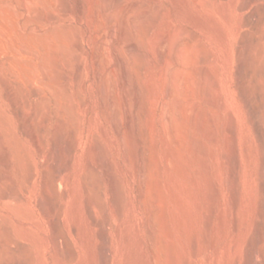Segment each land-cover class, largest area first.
<instances>
[{"label": "rangeland", "instance_id": "rangeland-1", "mask_svg": "<svg viewBox=\"0 0 264 264\" xmlns=\"http://www.w3.org/2000/svg\"><path fill=\"white\" fill-rule=\"evenodd\" d=\"M28 1L0 0V264H264V0H112L105 13L98 0ZM144 23L153 126L136 130L131 163L105 120L106 148L122 180L119 217L106 160L87 170L86 92L75 82L73 41L87 42L93 30L95 46L104 31L136 33ZM92 91L95 99V85ZM146 160L157 168L153 183L160 173L159 200L151 184L150 198L139 192Z\"/></svg>", "mask_w": 264, "mask_h": 264}, {"label": "bare ground", "instance_id": "bare-ground-1", "mask_svg": "<svg viewBox=\"0 0 264 264\" xmlns=\"http://www.w3.org/2000/svg\"><path fill=\"white\" fill-rule=\"evenodd\" d=\"M31 1V0H29ZM28 1V2H29ZM39 1V0H38ZM215 1V0H214ZM26 2V1H25ZM33 2V0H32ZM32 2H30L32 4ZM111 2H113L112 0H98L97 2V8L98 11H103L104 13L107 11L109 5L111 4ZM206 2V1H205ZM245 2V1H244ZM34 3V2H33ZM91 3V1L89 2V4ZM25 4V3H24ZM36 4V3H35ZM42 4V3H41ZM208 4V3H206ZM44 5V4H43ZM209 5V4H208ZM23 6V5H22ZM29 4H27L25 6L26 11L29 12V8L28 7ZM36 6V5H35ZM46 7V6H45ZM24 8V7H23ZM29 8V9H28ZM35 8V7H34ZM33 8V9H34ZM62 8V7H61ZM32 9V10H33ZM47 9V8H46ZM64 8H62L63 10ZM24 10V9H23ZM36 10V11H35ZM34 12H37L38 8L35 9ZM67 11V10H66ZM82 11V5H80V12ZM91 10H89L90 12ZM39 12V11H38ZM37 12V13H38ZM41 12H39L40 14ZM49 13V12H48ZM91 13V12H90ZM87 12V23L89 26V29L91 28L92 22H93V15L92 13L90 14ZM28 14L26 15V13L24 15H26L28 17ZM31 14V12H30ZM33 17L36 18L35 13H32ZM38 14V15H39ZM52 14V13H51ZM50 14V15H51ZM49 15V14H47ZM64 17H66V13L63 14ZM92 15V16H91ZM31 16V17H32ZM42 16V15H41ZM53 16V14H52ZM55 16V15H54ZM30 17V18H31ZM32 17V18H33ZM59 17V16H58ZM63 17V16H62ZM62 17H60L62 19ZM31 18V19H32ZM34 18V19H35ZM29 19V17H28ZM40 19V17L37 16V20ZM59 19V18H58ZM66 19V18H65ZM68 19V17H67ZM33 20V19H32ZM36 19L33 20L35 22H39V20L37 21ZM47 21H50L49 16L46 17ZM31 21V20H30ZM42 20L40 19V24L46 22L45 19L43 20L44 22H41ZM49 23V22H48ZM39 24V25H40ZM127 24V22H125V25ZM36 25V24H35ZM101 24H98V27L96 28V30L98 28H100ZM37 27V25L35 26ZM33 29H36V28ZM38 29V27H37ZM32 30V29H31ZM150 29L148 28L147 23L141 24L138 29L136 30V33L133 32L132 29H124L122 31V33L120 35H117V33H109L108 31H104L102 34L96 35L94 36V40H95V46L92 45V37H93V30L89 31V36H88V41L84 42L81 40H74V46H75V53L73 52V56H76V71H75V82L76 85L85 90L86 94H84L82 91L79 92V94H82V99L80 97V95H78L80 97V100L82 102V108H84L85 110V114H86V123L87 126L86 131H87V139L89 142V159L87 162V170H90V172H95V171H99V169L101 168V164H102V160H106V162L108 163L110 170H111V177H112V183H113V187H114V197H113V201H114V205L116 203L117 207H118V215L119 217L121 216V212H122V199L120 197V181L122 182V180H120L119 178V174L118 171H116V168L113 165V159H111V155L110 152L107 150L106 145H107V140H108V132H107V128H106V124H105V120H109L111 122V124L114 127V131L116 132V134L121 137L123 139V143L124 146L126 147L127 150V155L126 157L129 159L130 163L133 161L132 158H134L137 154V147L135 145V141H136V130L138 131L139 135H143L144 133L147 132V130L152 127H149V120L150 117L152 118V114L150 115V109H151V99L149 97L150 94V87L154 84L150 83L151 82V72H150V67H148V60H147V55L145 54L146 52H144L143 50H141V46L143 47L145 44H147L149 42V31ZM36 31V30H35ZM34 31V32H35ZM48 31V30H47ZM52 31V30H51ZM99 31V30H98ZM39 32V31H38ZM50 32V30L48 31ZM54 32V31H53ZM191 32V31H190ZM189 32V33H190ZM37 33V32H35ZM40 33V32H39ZM43 34V32H41ZM192 33V32H191ZM38 34V33H37ZM41 34V35H42ZM40 35V34H39ZM46 35V34H45ZM178 35V34H177ZM180 35V34H179ZM183 35V34H182ZM193 35V34H192ZM38 36V35H37ZM44 36V34L42 35ZM41 36V37H42ZM108 36H110V38H107ZM194 36V35H193ZM40 37V36H39ZM47 37V35H46ZM45 37V38H46ZM106 37V38H105ZM174 37H179L181 38V36H174ZM174 39V38H173ZM186 39V38H185ZM37 40V39H36ZM40 40V39H39ZM93 40V41H94ZM54 41V40H53ZM243 41V40H242ZM38 42V41H37ZM45 42V40H44ZM50 42V41H49ZM55 42V41H54ZM40 43V42H39ZM61 43V42H60ZM194 43V42H193ZM54 44V43H53ZM59 44V43H58ZM63 44V43H62ZM201 44V43H200ZM150 45V44H149ZM165 45V44H164ZM198 44H196L197 46ZM50 46V45H49ZM62 48V45H60ZM112 46V48H111ZM151 46V45H150ZM153 46V45H152ZM151 46V48H152ZM201 46V45H200ZM42 47V46H41ZM56 47V46H55ZM53 48V47H52ZM57 48V47H56ZM66 48V47H64ZM190 48V47H189ZM200 48V47H199ZM204 48V47H203ZM240 48V47H239ZM43 49V48H42ZM52 50V49H51ZM186 50V49H185ZM43 51V50H42ZM54 51V50H53ZM65 51V50H64ZM67 51V50H66ZM65 51V52H66ZM69 51V50H68ZM73 51V50H72ZM195 51V49H194ZM198 51V50H197ZM203 51V50H202ZM38 52V51H37ZM50 52V51H49ZM152 52V49H151ZM192 52V51H191ZM240 52V51H239ZM47 53V52H45ZM63 53V52H62ZM61 53V54H62ZM72 53V52H71ZM154 53V52H153ZM186 53V52H184ZM198 53V52H197ZM196 53V54H197ZM44 54V52H43ZM52 54V53H51ZM50 54V55H51ZM189 53H186V55ZM199 54V53H198ZM210 54V53H209ZM156 55V54H155ZM64 56H66V53L64 54ZM71 57V54L69 55ZM72 56V57H73ZM190 56V55H189ZM188 56V57H189ZM197 56V55H196ZM206 56V55H205ZM215 56V55H214ZM68 56H66L67 58ZM185 57V56H184ZM225 57V56H224ZM223 57V59H224ZM245 57V56H244ZM75 57H73L72 59H74ZM230 59V57H227L226 55V59ZM240 58V57H239ZM1 59V58H0ZM68 59V58H67ZM207 59V58H206ZM209 59V58H208ZM212 59V58H211ZM210 59V62H211ZM222 59V60H223ZM225 59V60H226ZM188 60V59H186ZM197 60V59H196ZM240 60V59H239ZM245 60V59H244ZM63 61H65L63 59ZM69 61V59H68ZM71 61V62H70ZM70 63H72V60L70 59ZM243 61V60H242ZM46 62V61H45ZM74 62V61H73ZM214 62V61H212ZM228 60H226V66H228L227 63ZM68 63V62H67ZM65 64V63H64ZM69 64V63H68ZM67 64V65H68ZM223 65L225 63H222ZM229 64H230V60H229ZM50 65V64H49ZM66 65V64H65ZM72 65V64H69ZM168 65V64H167ZM186 65V64H185ZM51 66V65H50ZM150 66V65H149ZM225 66V68H226ZM240 66V65H239ZM68 67V66H67ZM73 67V66H72ZM75 67V66H74ZM70 69V67H68ZM214 68V67H213ZM216 68V67H215ZM214 68V69H215ZM228 68V67H227ZM72 69V68H71ZM75 69V68H74ZM150 69V70H149ZM161 70V69H160ZM169 70V69H168ZM185 70V69H184ZM187 70V69H186ZM218 72V69H215ZM73 71V70H72ZM182 71V70H181ZM197 71V70H196ZM5 72V71H4ZM168 72V71H167ZM191 72V71H190ZM199 72V70H198ZM215 72V73H217ZM73 73V72H72ZM189 73V72H188ZM184 74V71H183ZM188 75V74H187ZM213 75H214V71H213ZM216 75V74H215ZM154 76V75H153ZM152 76V77H153ZM161 76V75H160ZM167 76V75H166ZM65 77V76H64ZM155 77V76H154ZM153 77V79H154ZM196 77V76H195ZM198 77V75H197ZM202 77V76H201ZM213 77V76H212ZM217 77V76H216ZM214 77V78H216ZM160 78V77H159ZM218 78V77H217ZM57 79V78H56ZM193 79V78H191ZM206 79V78H205ZM208 79V78H207ZM211 79V78H210ZM209 80V79H208ZM215 80V83L216 79ZM13 81V80H12ZM213 81V80H212ZM219 81V80H218ZM153 82V81H152ZM20 83V82H19ZM46 83V82H45ZM201 83V82H200ZM4 84V83H3ZM48 84V83H47ZM150 84H152L150 86ZM167 84V81H166ZM194 84V83H193ZM212 84V83H211ZM53 85V84H52ZM96 86V96L95 99L93 98V86ZM197 85V84H196ZM201 85V84H200ZM16 87V86H15ZM49 87V86H48ZM59 88V86H57ZM63 87V86H61ZM204 87V86H203ZM216 89L219 90L217 84H216ZM152 88V87H151ZM37 90V89H36ZM62 90V89H61ZM167 90V89H166ZM17 91V90H16ZM155 91V90H154ZM195 92V90H193ZM38 92V91H36ZM55 92V91H54ZM58 92V91H57ZM60 92V91H59ZM165 92V91H164ZM33 93V92H32ZM56 93V92H55ZM24 94V93H23ZM65 94V93H64ZM157 94V93H154ZM205 94V93H204ZM153 95V94H152ZM207 95V94H206ZM159 96V94H158ZM79 97H77L79 99ZM34 98V97H33ZM205 98V96H204ZM208 98V96H207ZM155 99V98H154ZM220 99V98H219ZM19 100V99H18ZM207 100V99H206ZM221 105L224 109L225 105L224 102H222V97H221ZM169 101V100H167ZM216 101V100H215ZM166 102V101H165ZM163 102V103H165ZM208 102V101H207ZM226 102V101H225ZM39 103V102H38ZM41 103V102H40ZM168 103V102H167ZM27 104V103H26ZM166 104V103H165ZM227 104V103H226ZM43 105V104H42ZM66 105V104H65ZM153 105V104H152ZM192 105V104H191ZM166 106V105H165ZM164 106V107H165ZM193 106V105H192ZM67 108V107H66ZM190 108V107H189ZM192 108V107H191ZM199 108V107H198ZM204 108V107H202ZM226 108V107H225ZM153 109V107H152ZM162 109H164L162 107ZM166 109V108H165ZM222 109V108H221ZM167 110V109H166ZM201 110V108H200ZM206 110V109H205ZM225 110V109H224ZM227 110V108H226ZM225 110V111H226ZM37 111V110H36ZM72 112L74 110H71ZM152 111V110H151ZM194 111V110H193ZM35 112V111H34ZM39 112V111H38ZM75 112V111H74ZM73 112V113H74ZM153 112V111H152ZM165 111H163L164 113ZM199 112V111H198ZM71 112H69L70 114ZM188 113V112H187ZM154 114V113H153ZM40 115V114H39ZM155 115V114H154ZM166 115V112L164 114ZM164 115L162 117H164ZM233 116V115H232ZM230 115V120H232V117ZM187 117V116H186ZM207 117V116H206ZM9 118V117H8ZM21 118V117H20ZM38 118V117H36ZM77 118V116L75 117ZM165 118V117H164ZM190 118V116H189ZM194 118V117H193ZM11 119V118H10ZM209 119V118H208ZM39 120V118H38ZM77 120V119H76ZM75 121L78 122V121ZM152 120V119H151ZM167 120V119H166ZM169 120V119H168ZM167 120V121H168ZM210 120V119H209ZM236 120V118L234 119ZM27 121V120H26ZM37 121V120H36ZM24 122V121H23ZM32 122V121H31ZM152 122V121H151ZM154 122V121H153ZM211 122V121H210ZM233 120L231 121L230 126L232 125ZM136 123L138 124V129H136ZM155 124V123H154ZM163 124V123H162ZM169 124V123H168ZM192 124V123H191ZM194 124V123H193ZM202 124V123H201ZM204 124V123H203ZM235 124V123H234ZM76 125V124H75ZM167 124L165 123V126ZM155 127V126H154ZM232 127V126H231ZM228 126L229 128V132L232 130V128ZM75 128V127H74ZM77 128V129H76ZM75 129L78 130V125ZM196 128V127H195ZM231 128V129H230ZM74 129V130H75ZM166 129V128H165ZM204 130V129H203ZM213 130V129H212ZM151 131V129H150ZM76 134L78 133L77 131H75ZM213 132V131H212ZM232 132V131H231ZM236 132V130H235ZM80 133V132H79ZM237 133V132H236ZM208 134V132H207ZM228 134V133H226ZM230 134V133H229ZM228 134V135H229ZM168 135V134H167ZM232 134H230L229 136H231ZM79 136V135H78ZM146 136V135H145ZM237 136V135H236ZM33 137V136H32ZM40 137V136H39ZM153 137V136H152ZM179 137V136H177ZM191 137V136H190ZM235 137V136H234ZM35 138V137H33ZM77 138V136L75 137ZM212 138V137H211ZM231 138V137H230ZM236 138V137H235ZM144 138H142L143 140ZM229 140V139H228ZM234 140V138L232 139ZM196 141V140H195ZM236 141V140H235ZM42 142V141H41ZM137 142V141H136ZM153 142V141H151ZM45 143V142H44ZM74 143V142H73ZM157 143V142H156ZM184 143V142H183ZM226 143V142H225ZM42 144V143H41ZM203 144V143H202ZM234 144V143H233ZM73 148H71V151L73 153V149H75L76 144H73ZM138 145V144H137ZM154 145V144H152ZM180 145V144H179ZM39 146V145H38ZM198 146V145H197ZM40 147V146H39ZM43 147V146H42ZM147 146L144 147V150L146 149ZM155 147V146H154ZM207 147V146H206ZM233 145V149H234ZM150 148H152L150 146ZM154 150V149H153ZM156 150V147H155ZM168 150V149H167ZM157 151V150H156ZM181 151V150H180ZM179 153V152H178ZM181 154V153H180ZM183 154V153H182ZM196 154V153H195ZM235 154V153H234ZM150 155V154H149ZM202 155V154H201ZM138 156V154H137ZM145 156V155H143ZM236 156V155H235ZM234 156V157H235ZM185 157V156H184ZM153 158V157H151ZM149 159L150 161L154 160V159ZM168 158V157H167ZM237 158V157H236ZM136 159V158H135ZM171 159V158H170ZM132 160V161H131ZM148 160V161H149ZM184 160V159H183ZM203 160V159H201ZM136 161V160H135ZM149 163L152 165V163H156V162H150ZM157 161V160H156ZM199 161V160H198ZM138 163V158L137 161ZM135 162V163H136ZM147 160L145 161V163L143 164V166L139 169V192L141 196H146V198L149 197V195L153 194L152 192L153 189L157 186L156 182L159 183L160 181H157V179L159 178V176L156 175V173L159 171L155 172V183H153V179L154 178V171L157 170V168L155 169L153 166L149 165L148 163H146ZM170 162V161H169ZM173 163V161H171ZM237 162V161H236ZM241 162V161H240ZM101 163V164H100ZM105 163V162H104ZM160 163V162H159ZM230 163V162H229ZM106 164V163H105ZM134 164V162L132 163ZM131 164V165H132ZM171 164V163H170ZM201 164V163H200ZM203 164V163H202ZM206 164V163H205ZM137 165V164H136ZM154 165V164H153ZM157 165V163H156ZM172 165V164H171ZM239 165V164H238ZM105 166V165H104ZM158 166V165H157ZM67 168V167H66ZM159 168V167H158ZM155 169V170H154ZM234 169V168H233ZM180 170V169H179ZM185 170V169H184ZM159 173V172H158ZM86 174V173H85ZM91 174V173H90ZM96 175V173H93ZM91 174V175H93ZM109 174V172H108ZM153 174V175H152ZM160 174V173H159ZM153 176V177H152ZM206 176V175H205ZM240 176V175H239ZM88 177V176H87ZM93 177V176H92ZM110 177V178H111ZM152 177V178H150ZM237 177V176H236ZM150 178V179H149ZM208 178V177H207ZM211 178V177H210ZM239 178V177H238ZM89 179V178H88ZM87 179V183H93V178L92 181L90 182ZM152 179V180H151ZM151 180V181H149ZM148 181L150 183H148ZM209 181V180H208ZM122 184V183H121ZM148 184H151V189L149 188ZM156 184V186L154 185ZM198 184V183H197ZM123 185V184H122ZM153 185V186H152ZM89 186V185H88ZM122 187V186H121ZM153 187V188H152ZM159 187V186H158ZM155 188L154 190L156 191L155 197L156 200H159L157 191L156 189L159 188ZM90 188V187H89ZM238 188V187H237ZM150 189L151 194H148V190ZM122 190V188H121ZM113 191V190H112ZM164 192V191H163ZM216 192V191H215ZM100 194V193H99ZM148 194V196H147ZM164 194V193H163ZM87 195V194H86ZM99 196V195H98ZM123 196V195H122ZM163 196V195H162ZM93 197V196H92ZM152 199L154 198V196H151ZM101 198V197H100ZM145 198V197H144ZM145 198V200H146ZM150 198V197H149ZM211 198V197H210ZM91 199V198H90ZM95 199V198H94ZM165 199V198H164ZM155 200V198L153 199V201ZM149 201V200H148ZM161 201V199H160ZM159 201V202H160ZM150 202V201H149ZM148 202V203H149ZM155 202V201H154ZM89 203V202H88ZM157 202H155L156 205ZM161 203V202H160ZM151 204V202H150ZM148 204V206L150 205ZM163 204V203H162ZM161 204V205H162ZM165 204V203H164ZM92 205V204H91ZM94 205V204H93ZM158 205V203H157ZM168 205V204H167ZM210 205V204H209ZM239 205V204H238ZM95 206V205H94ZM151 207L153 206V203L150 205ZM149 206V207H150ZM164 206V205H163ZM150 207V208H151ZM162 207V206H161ZM167 207V206H165ZM210 207V206H209ZM96 208V207H95ZM154 208V207H153ZM164 208V207H163ZM157 209V208H155ZM209 209V208H208ZM150 210V209H149ZM241 211V210H240ZM166 213V212H165ZM209 214V213H207ZM160 215H162L160 213ZM241 216V215H240ZM106 217V216H105ZM110 217V216H109ZM164 217V216H163ZM167 217V216H166ZM165 217V218H166ZM162 218V217H161ZM91 219V218H89ZM157 219H159L158 215H157ZM105 220V219H104ZM161 220V219H160ZM166 220V219H164ZM159 222V220H157ZM107 222V221H106ZM116 222V221H115ZM87 223V222H86ZM159 224V223H158ZM164 224V223H163ZM167 224V223H166ZM235 224V223H234ZM157 223H156V214L150 210L149 216H148V231L150 234V238L152 243L155 244V242L159 243L160 240H156L155 239V235H157V233H155V230L158 228L156 227ZM161 226V224L159 225ZM158 226V227H159ZM163 226V225H162ZM118 228V227H117ZM116 228V229H117ZM101 229V228H100ZM165 229V228H164ZM167 229V228H166ZM165 229V230H166ZM156 230V231H157ZM170 231V230H169ZM164 233V232H163ZM167 233V232H166ZM159 235V234H158ZM168 235V234H167ZM162 236V235H161ZM170 236V234H169ZM236 236V235H235ZM264 236V235H262ZM171 237V236H170ZM161 238V237H160ZM156 241H155V240ZM158 239V238H157ZM165 239V238H164ZM163 239V240H164ZM155 242H154V241ZM174 240V239H173ZM193 240V238H192ZM168 240H166L165 243H167L169 245V242H167ZM195 242V241H194ZM161 243H163L161 241ZM160 243V244H161ZM172 244V242H171ZM152 245V244H151ZM154 246V245H153ZM163 247H168V246H163ZM170 247H172V245H170ZM173 248V247H172ZM169 249V248H167ZM196 246L194 248V252H197ZM175 250V249H174ZM166 252V251H165ZM157 253V252H156ZM177 253V251H176ZM175 253V254H176ZM165 254V253H163ZM170 254V252H169ZM194 254V253H193ZM102 255V254H101ZM168 255V254H167ZM105 256V255H104ZM154 256V255H153ZM156 256V255H155ZM154 256V262L156 263L157 258ZM171 257V256H170ZM168 256V258H170ZM173 257V256H172ZM178 258V257H177ZM159 259V258H158ZM175 259V258H174ZM164 260V259H163ZM169 260V259H168ZM174 261V260H173ZM188 261V260H187ZM105 262V261H104ZM160 262V261H159ZM177 262V261H176ZM175 262V263H176ZM194 262V261H193ZM171 263V261L169 262V264ZM180 264V263H179ZM187 264H192V262H188Z\"/></svg>", "mask_w": 264, "mask_h": 264}]
</instances>
